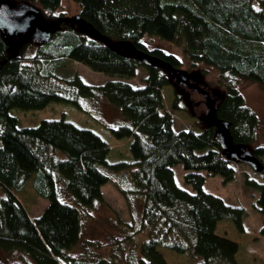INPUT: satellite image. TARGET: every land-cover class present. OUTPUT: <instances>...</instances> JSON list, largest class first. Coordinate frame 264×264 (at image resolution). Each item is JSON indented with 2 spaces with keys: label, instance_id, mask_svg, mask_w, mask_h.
<instances>
[{
  "label": "trees",
  "instance_id": "obj_1",
  "mask_svg": "<svg viewBox=\"0 0 264 264\" xmlns=\"http://www.w3.org/2000/svg\"><path fill=\"white\" fill-rule=\"evenodd\" d=\"M11 1L33 5L47 22L60 19L52 15L60 0ZM71 1L78 6L81 21L110 44H131L136 51L178 69L174 57L148 51L140 43L144 36L155 37L179 49L191 68L214 69L223 89L213 96L216 118L227 123L233 144L249 148L254 143L258 121L233 80L264 90V0ZM72 24L76 23H59L46 42L37 44L29 66L24 64L25 43L16 47L15 57L0 65V253L24 255L32 264H114L111 253L88 259L73 252L83 242L82 210L102 203L100 189L110 178L105 171L129 170L131 189L117 191L125 201L136 197L137 226L149 233L136 242L132 240L134 219L121 227L122 241L131 239L135 244L132 256L124 257L122 264H172L163 249L175 258L184 255L186 264H238V244L217 229L228 221L243 234L244 210L203 190L207 177H218L226 185L238 174L239 164L229 161L216 144L215 129L207 125L197 134L176 130L170 114L159 113L160 90L171 84L167 74L159 67L142 65L122 50H110ZM9 54L0 35V62ZM60 60L111 78L92 86L73 76L65 84L78 97L103 99L119 114L122 122L109 128V133L115 139H132L131 162L109 163L108 146L97 135L62 119L42 120L33 128L17 126L11 109L33 111L49 103L69 102L82 110L73 98L35 84L37 78H50V67ZM139 68L144 79L141 86L133 87L127 81ZM178 101L176 96L171 110H180ZM250 152L263 166L262 172L255 173L261 181L243 174L241 183L257 192L253 210L261 217L258 234L264 236V148ZM176 166H181L182 182L191 194L175 185L172 169ZM26 185L47 202L33 218L17 198Z\"/></svg>",
  "mask_w": 264,
  "mask_h": 264
},
{
  "label": "rangeland",
  "instance_id": "obj_2",
  "mask_svg": "<svg viewBox=\"0 0 264 264\" xmlns=\"http://www.w3.org/2000/svg\"><path fill=\"white\" fill-rule=\"evenodd\" d=\"M3 1L14 4L11 0H0V2ZM78 13V6L71 0H60L58 8L52 15L55 19H72L78 16ZM72 25L76 30L81 31L82 27L80 24L76 23ZM111 43L112 45L116 44L115 42ZM140 43L148 51L158 50L165 55L174 57L179 62V68L176 71L207 90L212 96L217 97L223 92V89L218 86V74L211 67L196 65L194 68H191L179 49L155 37L144 36ZM36 46L37 44L34 42L24 44L25 51L23 54L27 58L24 61L26 66L31 64L30 57L34 55ZM50 68L52 76L47 79L37 78L35 79V84L45 91H52L64 97L73 98L82 110H77L69 102L49 103L44 108L33 111L11 109L9 114L16 119L17 126L33 128L42 120L62 119L77 128L89 130L97 135L108 146L106 159L109 163L131 162L132 158L128 147L132 139H115L109 133V128H114L118 123L122 122L119 114L103 99L78 97L73 88L65 84V81L71 80L73 76H77L82 83L92 86L101 85L111 78L100 73H94L78 63L67 60H60ZM143 79L144 70L139 68L135 72L133 79L127 82L133 87H139ZM233 82L235 88L242 96L244 104L255 114L258 121L255 141L249 148L250 150L254 147L264 148V90L248 81L234 79ZM160 93L162 96V106L159 113L167 112L170 114L176 130H190L192 133L197 134L202 128L207 126V122L204 119V106L198 94L174 84L172 80L169 86L163 87L160 90ZM176 96L179 97L177 103L180 108L179 111L171 110L172 102ZM123 121L126 123V120L123 119ZM249 148L246 149L250 152ZM262 161L264 162V159ZM237 170L238 174H236L234 181L226 185H222L218 177H207L203 190L215 197H219L228 205L238 206L244 210L245 216L242 219L243 234H238L228 221L223 222L228 225H219L217 231L219 234H224L229 240L238 244V264H256L264 262V240L259 239V236H257L261 217L253 210L257 192L244 188L241 179L243 174L259 180L257 182H260L261 178L244 165L239 164ZM128 171L113 173L105 171L110 178L100 189L102 203H95L93 208L82 210L80 214V237L83 242L81 247L73 252L75 257L84 256L88 259H96L111 253L114 260L113 263L122 264L124 257L128 258L132 256L131 251L135 247V244H132L131 241L138 242L143 236L148 235L147 228L137 226L138 222L136 218L138 217L136 214L138 206L135 201L136 197L130 196L125 201L117 191V188L125 192L131 189ZM172 172L175 185L180 189H186L191 194L190 187L184 185L182 182L181 176L183 171L181 166L174 167ZM1 196L2 192L0 190ZM17 198L30 218L38 216L47 204L45 200L33 195L27 185ZM131 218L136 222L133 221L135 224L133 226L132 240H125L123 242L122 239L125 232L122 228L125 227L121 226V224L129 225L133 223ZM114 221H118V225ZM136 227L140 229H136ZM161 251H163L162 253L166 258L170 259L169 261L172 264H186V258L184 260L183 256L175 258L169 256L166 250L163 249ZM0 264L32 263L26 256L21 254L0 253Z\"/></svg>",
  "mask_w": 264,
  "mask_h": 264
},
{
  "label": "water",
  "instance_id": "obj_3",
  "mask_svg": "<svg viewBox=\"0 0 264 264\" xmlns=\"http://www.w3.org/2000/svg\"><path fill=\"white\" fill-rule=\"evenodd\" d=\"M61 22L80 23L82 30L90 38L99 40L110 50H122L126 55L138 60L144 66H156L163 69L174 84L198 94L204 106V119L208 126L215 129L214 140L226 158L233 163L248 167L254 173L263 171V166L251 152L244 146L236 145L231 142L227 123L216 118V102L207 90L185 78L167 62L155 57H150L147 53L136 51L131 44H110L105 38L83 23L79 16H75L72 19L60 18L53 22H47L40 16L38 9L33 5L27 3L10 4L7 1L1 2L0 35L5 40L10 54L7 59L0 62V65L6 60L16 56V47L21 44L27 42L43 44L46 42L51 32H53Z\"/></svg>",
  "mask_w": 264,
  "mask_h": 264
},
{
  "label": "crops",
  "instance_id": "obj_4",
  "mask_svg": "<svg viewBox=\"0 0 264 264\" xmlns=\"http://www.w3.org/2000/svg\"><path fill=\"white\" fill-rule=\"evenodd\" d=\"M136 87V86H135ZM174 169V168H173ZM174 177V176H173ZM182 189V188H181ZM183 190H185V191H187L186 189H183ZM117 224H118V222H116ZM136 223V222H135ZM121 226H123L122 224H121ZM257 236H259L258 238L259 239H263L264 240V236H260L259 234H257ZM107 253V252H106ZM109 254V253H108ZM183 257H184V260H185V256L184 255H182ZM259 263V262H258ZM260 263H264V262H260Z\"/></svg>",
  "mask_w": 264,
  "mask_h": 264
},
{
  "label": "flooded vegetation",
  "instance_id": "obj_5",
  "mask_svg": "<svg viewBox=\"0 0 264 264\" xmlns=\"http://www.w3.org/2000/svg\"><path fill=\"white\" fill-rule=\"evenodd\" d=\"M70 23V22H69Z\"/></svg>",
  "mask_w": 264,
  "mask_h": 264
}]
</instances>
